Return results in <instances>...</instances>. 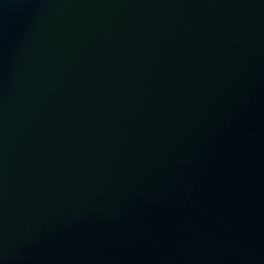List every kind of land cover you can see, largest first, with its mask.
<instances>
[{
  "label": "water",
  "instance_id": "1",
  "mask_svg": "<svg viewBox=\"0 0 264 264\" xmlns=\"http://www.w3.org/2000/svg\"><path fill=\"white\" fill-rule=\"evenodd\" d=\"M0 264H264V0H0Z\"/></svg>",
  "mask_w": 264,
  "mask_h": 264
}]
</instances>
